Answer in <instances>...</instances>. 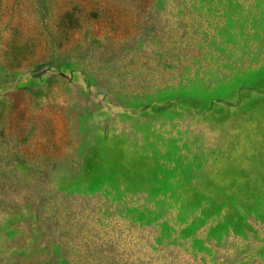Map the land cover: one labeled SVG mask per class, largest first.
Returning <instances> with one entry per match:
<instances>
[{
	"label": "rangeland",
	"instance_id": "obj_1",
	"mask_svg": "<svg viewBox=\"0 0 264 264\" xmlns=\"http://www.w3.org/2000/svg\"><path fill=\"white\" fill-rule=\"evenodd\" d=\"M0 264H264V0H0Z\"/></svg>",
	"mask_w": 264,
	"mask_h": 264
}]
</instances>
